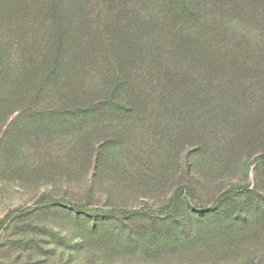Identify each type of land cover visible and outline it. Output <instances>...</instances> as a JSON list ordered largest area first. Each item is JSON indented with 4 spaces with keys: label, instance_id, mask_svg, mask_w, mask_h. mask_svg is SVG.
<instances>
[{
    "label": "rangeland",
    "instance_id": "1",
    "mask_svg": "<svg viewBox=\"0 0 264 264\" xmlns=\"http://www.w3.org/2000/svg\"><path fill=\"white\" fill-rule=\"evenodd\" d=\"M139 1L0 0V264H264V0Z\"/></svg>",
    "mask_w": 264,
    "mask_h": 264
},
{
    "label": "trees",
    "instance_id": "2",
    "mask_svg": "<svg viewBox=\"0 0 264 264\" xmlns=\"http://www.w3.org/2000/svg\"><path fill=\"white\" fill-rule=\"evenodd\" d=\"M120 6H122L124 9H128V5L131 4V3H137L138 0H116ZM139 3L143 6V7H152L151 6V2L150 0H140ZM178 8L179 6L177 5V9H173L174 13H175V16L177 17V15L181 14L180 11H178ZM171 11V12H173ZM160 13L162 14L161 10H160ZM154 20H157L155 19V17L151 14L149 15L148 17V22H149V26H151V23L154 21ZM156 26V24H154Z\"/></svg>",
    "mask_w": 264,
    "mask_h": 264
}]
</instances>
